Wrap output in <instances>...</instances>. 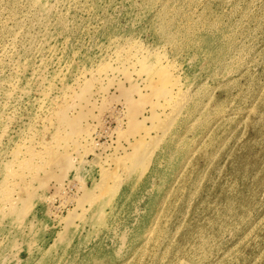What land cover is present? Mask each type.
<instances>
[{"label":"rangeland","instance_id":"rangeland-1","mask_svg":"<svg viewBox=\"0 0 264 264\" xmlns=\"http://www.w3.org/2000/svg\"><path fill=\"white\" fill-rule=\"evenodd\" d=\"M133 52L161 55L201 100L143 170L131 144L162 135L169 109ZM50 141L69 163L24 158ZM0 154V183L23 193L21 222L0 215V264H264V0H0ZM102 168L121 184L93 207Z\"/></svg>","mask_w":264,"mask_h":264},{"label":"bare ground","instance_id":"bare-ground-1","mask_svg":"<svg viewBox=\"0 0 264 264\" xmlns=\"http://www.w3.org/2000/svg\"><path fill=\"white\" fill-rule=\"evenodd\" d=\"M228 44V43H227ZM231 47V45L230 46H228L227 47V50L229 49ZM133 49V48H132ZM138 51L140 50V48H136ZM134 50V49H133ZM226 50V51H227ZM144 51V50H143ZM225 51V49L223 48V51L221 52V54H219L220 56H219V62L220 63H222L223 62V59H225L224 58V52H226ZM122 52V51H121ZM146 52V51H145ZM152 52V51H151ZM117 53V52H116ZM120 53V52H119ZM118 53V54H119ZM125 53V52H124ZM127 53H129L128 51L126 52V54ZM135 52H133L132 53V55H135V57H134V59H132L133 61H131V63H132V65H131V63H130V65H128V66H134V68H136V66L138 65L139 67H137L139 70H141L142 72H144L145 74H146V77L147 78H145V79H147V84L146 85H148V88L150 87V89H151V94L153 95V96H157V101H158V99L160 100V98H164V102H160V106H162V107H165V108H168L169 110H165V108H164V112H165V118L164 119H162L160 122H159V127L158 128H160L162 131H163V133H162V135H160V134H158L157 135V137L155 138V136H152L150 139H149V141H147V139H146V136L144 137V136H142V137H140V138H136L134 141L135 142H133L132 143V141L130 142V144L132 145V147L134 148L135 147V149H137V150H133L134 152L133 153H131L129 156H127L126 158H127V160L129 161V160H133L134 161V163H135V166L137 167V165H138V167H140L139 169H142L141 167H143L144 166V164L152 157V155L155 153V151L156 150H158L157 148H159V146H162L164 149H166V150H168V154H170L171 153V151L176 147V139L178 138V135H179V129L177 130V126H176V124H178V120L180 121V117H182V114H184V112H185V109H188L187 110V112L189 111V113H192V111H195L196 109H198V107L200 106V102H201V100H200V98H198V100L197 101H195L194 102V104L193 105H190L191 103H189L190 101H191V99H193V93L192 94H190L189 92H191V91H189L188 92V90H185L184 89V87H183V84H182V82L179 80V75L178 76H176L175 74H174V72H173V70L171 69L172 68V66L170 67V66H168L167 65V63L165 64L164 62H163V60H162V56L161 55H155V56H153V55H151V54H147V53H143L142 52V54L141 55H136V54H134ZM136 53H137V51H136ZM141 53V52H140ZM123 54L124 56L122 57V56H120L121 58H123L124 60L122 61V62H126V61H130V59H131V57L129 56V55H131L130 53H129V55L127 54ZM138 54V53H137ZM126 56H128V57H126ZM124 57H126V61H125V58ZM119 58V57H118ZM130 58V59H129ZM119 60V59H118ZM109 63V62H108ZM121 65V64H120ZM123 65V64H122ZM171 65V64H170ZM124 66H125V63H124ZM107 67H108V65H107ZM111 68V67H110ZM182 68V67H181ZM105 69H106V67H105ZM108 69V68H107ZM113 69H115V67L113 68ZM118 69V68H117ZM99 70V69H98ZM127 70H128V68H127ZM138 70V71H139ZM140 71V72H141ZM137 72V71H136ZM127 73H128V71H127ZM139 73V72H138ZM131 74H133V70H132V73ZM129 76H130V74H128ZM84 76V75H83ZM86 76V75H85ZM127 76V75H126ZM129 76H128V78H129ZM91 77H89V79H90ZM96 78V77H95ZM129 79H131V78H129ZM87 80V79H86ZM91 80V79H90ZM94 80V79H93ZM97 80H98V77H97ZM142 81V80H141ZM86 83V82H85ZM87 83H88V80H87ZM93 83V82H92ZM193 84V83H192ZM52 85V84H51ZM78 85V84H77ZM51 87V86H50ZM86 87H88L87 85H86ZM86 87H85V89H86ZM90 87V86H89ZM69 88V87H68ZM91 88V87H90ZM89 88V89H90ZM142 88V87H141ZM204 88V87H203ZM191 89V88H190ZM196 89V88H195ZM197 89H202V88H197ZM193 90V89H192ZM206 90H208V88L206 89ZM85 91H87V90H85ZM90 91V90H89ZM199 90H197V92H198ZM208 91H210V90H208ZM49 92V91H48ZM195 92V91H194ZM67 93V92H66ZM150 93H149V95H150ZM201 93H202V91H201ZM83 94V93H82ZM195 94V93H194ZM47 95V94H46ZM73 95V94H72ZM152 97V96H151ZM150 96H149V98H151ZM44 98V97H43ZM71 98V97H70ZM129 99V98H128ZM153 99H155V98H153ZM68 101V100H67ZM127 101V100H126ZM44 102V101H43ZM154 102V101H153ZM192 102V101H191ZM152 104H154V103H152ZM207 104V103H206ZM60 105V104H59ZM155 106V105H154ZM159 106V107H160ZM202 106V105H201ZM158 107V106H157ZM162 107H161V109H162ZM202 107H205L206 109H207V107L204 105V106H202ZM75 109V108H74ZM204 109V108H203ZM203 109H201V110H203ZM67 110V109H66ZM68 111V110H67ZM77 111H81V110H77ZM124 111V110H123ZM133 111V110H132ZM187 112H185L186 113V115H185V117L187 116ZM203 112V111H202ZM82 113V112H81ZM80 113V114H81ZM158 113V112H157ZM195 113H197V112H195ZM79 114V115H80ZM131 114H132V112H131ZM60 115V114H59ZM155 115V114H154ZM132 116V115H131ZM198 116V115H197ZM197 116H196V118H197ZM125 117V116H124ZM145 117V116H144ZM191 117H193V116H191ZM52 118V117H51ZM62 119V120H64V121H69V123L71 122H77L78 124H79V119H77L78 118V116H77V118H75V120L73 119V121L70 119V118H68V116L65 114V112H61V117H59V119ZM129 118H130V116H129ZM132 118H133V116H132ZM159 118V117H158ZM183 118V117H182ZM77 119V120H76ZM185 119V118H184ZM187 119V118H186ZM199 119H200V117H199ZM133 120V119H132ZM140 120V119H139ZM182 120V119H181ZM195 120H198V119H195ZM124 121V120H123ZM136 121V120H135ZM134 121V122H135ZM143 120H141V122H142ZM145 121V120H144ZM190 120H188V122H189ZM51 122V121H50ZM75 122V123H76ZM134 122H132V126L134 125ZM137 122L138 121H136L135 122V125L136 126H134V129L136 128V129H138V127L137 126H139L140 127V124L138 125L137 124ZM198 122H199V120H198ZM52 123V122H51ZM66 122H63V124H65ZM70 123V124H71ZM144 123V122H143ZM179 123H185V121H180ZM190 123H192V125H193V122H190ZM196 123V122H195ZM62 124V123H61ZM62 124V125H63ZM146 124V123H145ZM183 124H182V126H183ZM187 124V123H186ZM77 125V124H76ZM142 125V124H141ZM190 125L191 124H189V126H186L187 128L188 127H190ZM191 125V126H192ZM51 126V125H50ZM67 126H69L68 124H67ZM73 126H75V125H73ZM156 126H157V124H156ZM185 126V125H184ZM76 127V126H75ZM79 127V126H78ZM120 127H122V125L120 126ZM146 127H147V125H146ZM34 128V127H33ZM59 128V127H58ZM64 128H66V127H64ZM193 128H194V125H193ZM6 129V128H5ZM61 129V128H60ZM76 129V128H75ZM160 129H158V130H160ZM183 129H184V127H183ZM191 129V128H190ZM63 129H61V130H57L56 129V131H58V133H56V134H58V135H60V131H62ZM81 130V129H80ZM87 130V129H86ZM185 130H188V129H185ZM71 131V130H70ZM180 131H182V130H180ZM82 132V131H81ZM187 132V131H186ZM86 133L88 134V135H90L91 133H90V130H88V131H86ZM90 133V134H89ZM137 133V132H136ZM139 133V132H138ZM151 133V132H150ZM182 133V132H181ZM62 134V133H61ZM133 134V133H132ZM157 134V133H156ZM39 135V134H38ZM146 135V134H145ZM181 135V134H180ZM184 135V134H183ZM2 136V135H1ZM56 136V135H55ZM55 136L53 135L52 137H54L55 138ZM78 136V135H77ZM79 136H80V134H79ZM83 136V135H82ZM85 136H87V135H85ZM85 136H84V139H85ZM150 136V135H149ZM36 137V136H35ZM45 137V136H44ZM89 137V136H88ZM87 137V138H88ZM181 137H183V136H181ZM40 138V137H39ZM83 138V137H82ZM86 138V139H87ZM94 138V137H93ZM45 139V138H44ZM56 139H58V140H56ZM56 139H53V140H56V143L57 142H59V141H61V140H59V139H61V136H59V137H56ZM66 139V138H65ZM65 139H64V141H65ZM31 140V139H30ZM35 141V140H34ZM62 141H63V139H62ZM94 141V140H93ZM182 141H183V139H182ZM181 141V142H182ZM31 142V141H30ZM40 142V141H39ZM43 142V141H42ZM41 142V144H43ZM47 142V141H46ZM45 142V145H44V148H43V150H39V153H35V152H32V157L30 156V157H24V158H26V159H30V158H32L33 159V157L35 158V155L33 156V154H39L38 156H47L49 159H50V161H58V160H64V161H66V162H68L69 163V157L67 156V154L65 155V153H60L59 151L60 150H58L57 148L59 147V149H60V142L59 143H57L58 144V147H55V146H53V145H56V143L55 144H52V141H50V143L52 144H47ZM62 143V142H61ZM94 143V142H93ZM63 144V143H62ZM61 144V146L63 147V145ZM129 144V145H130ZM30 146H32V147H34L33 145H31V144H29ZM67 145V144H66ZM20 148H22L21 146H25V145H18ZM30 146H27L26 145V149H28ZM36 146V145H35ZM57 146V145H56ZM28 147V148H27ZM43 147V146H42ZM128 147V146H127ZM161 147V148H162ZM178 147H179V145H178ZM36 148V147H35ZM123 148H124V146H123ZM177 148V147H176ZM18 149L19 148H17V159H19L18 158V154L20 155V152L22 151H18ZM23 149V148H22ZM26 149H25V151H26ZM30 149V148H29ZM34 151H35V149L34 148H32ZM32 149H30L31 151H33ZM63 149H66V148H63ZM63 149H62V151H63ZM89 149V148H88ZM92 149V148H91ZM29 150V151H30ZM37 150V149H36ZM69 150V149H68ZM176 150V149H175ZM28 150L26 151V152H29ZM61 151V152H62ZM66 151V150H65ZM64 151V152H65ZM182 151V150H181ZM72 152V151H71ZM126 152V151H125ZM14 153H16V151H14ZM13 153V154H14ZM23 153V152H22ZM30 154H31V152H29ZM2 154H4V153H2ZM24 154H26V153H24ZM64 154V155H63ZM109 154V153H108ZM1 155V154H0ZM5 155V154H4ZM112 155V154H111ZM7 156V155H6ZM13 156H15V154L13 155ZM12 156V157H13ZM24 156V155H23ZM117 156V155H116ZM154 156V155H153ZM0 157H2V155L0 156ZM4 157V156H3ZM112 157V156H111ZM188 157V156H187ZM5 158V157H4ZM8 158V157H7ZM15 158V157H14ZM40 158V157H39ZM42 158H44V157H41V160H42ZM101 158V157H100ZM109 158V157H108ZM114 158V157H113ZM136 158H137V160H136ZM25 159V161H27ZM28 160L29 162H30V164H32V162L31 161H33V160H35V159H33V160ZM38 159V158H37ZM49 159H47L46 158V160H49ZM115 159V158H114ZM125 159V158H124ZM153 159V158H152ZM2 160V159H1ZM11 160V159H10ZM8 161V166H9V164L11 165L12 163V161ZM16 160V159H15ZM15 160H13L14 161V163L15 164H18V163H16V161ZM20 160H24V159H20ZM119 160V159H118ZM126 160V161H127ZM5 161V160H4ZM6 161V162H7ZM24 161V162H25ZM28 161H27V163H28ZM106 161V160H105ZM136 161H137V163H136ZM188 161V160H187ZM10 162V163H9ZM20 162H22V161H20ZM20 162H19V164H20ZM36 162H38L37 160H36ZM40 162V161H39ZM47 162V161H46ZM23 163V162H22ZM22 163L20 164V165H22ZM133 163V164H134ZM6 164V163H5ZM18 164V166H20ZM24 164V163H23ZM41 164V163H40ZM40 164L38 165V164H35V165H37L36 167L38 168V166H40ZM118 164V163H117ZM137 164V165H136ZM147 164V163H146ZM34 165V164H33ZM33 165H32V167H33ZM47 165H48V163H47ZM46 165V166H47ZM102 165V164H101ZM116 165V164H115ZM124 166V162L123 161H120V165L119 166ZM7 165H6V167H8ZM17 166V167H18ZM24 166V168H25V165H23ZM23 166L21 167V169L23 168ZM27 166V165H26ZM117 166V165H116ZM134 165L131 167V168H129V170H125V168H124V170L127 172V175H129L128 177H130V174H132V172L135 170V167ZM10 167H14L13 166V164H12V166H10ZM31 167V166H30ZM36 167H34L35 169H36ZM137 167V168H138ZM23 168V169H24ZM29 168V167H28ZM50 169H51V167H49ZM53 168V167H52ZM117 168H118V166H117ZM144 168H146V167H143V169ZM39 169V168H38ZM49 169V170H50ZM142 169V170H143ZM7 170V169H6ZM24 170H26V169H24ZM102 170L104 171H107L106 170V168L104 169V168H102ZM115 170H117L116 168H115ZM138 170V169H137ZM146 170V169H145ZM30 171V170H29ZM29 171L28 172H26V175L29 173ZM32 171V170H31ZM38 171V170H37ZM42 171V170H41ZM104 171V172H105ZM108 171H111V172H108ZM107 172H105V174H102V172H101V174L102 175H104V180H108V181H104V185H102V182L100 183L102 186H100V188L102 189L101 190V194H102V196H101V194L100 195H93V194H91L90 195V193L88 194V196H90V197H87V198H89V200H90V205L91 206H93L94 204H99V202H98V200L99 199H103L102 201L103 202H107V201H109V200H111V198L113 197V195L114 194H116L118 191V187H120V185L119 184H121V182H119L118 180L120 179V177H119V174H117L116 172L115 173H113L112 172V170H108ZM114 171V170H113ZM7 172V171H6ZM23 172V170L21 171V173ZM39 172V171H38ZM103 172V173H104ZM118 172V171H117ZM137 172V171H136ZM8 173H9V175H13V173H15L14 175H13V177H15V175H16V172H15V169H12V168H9L8 169ZM7 173V174H8ZM23 173H25V171L23 172ZM49 173H50V171H49ZM129 173V174H128ZM6 174V175H7ZM32 174H34V173H32ZM32 174H30V175H32ZM144 174V173H143ZM142 174V175H143ZM5 175V174H4ZM39 175V174H38ZM122 175V174H121ZM140 175V174H139ZM22 176H25V175H22ZM22 176H20V177H22ZM32 176H34V175H32ZM35 176H37V173H35ZM40 176V175H39ZM6 178L4 179V181H3V183H0V202H2V204L0 205V215H2V217H7V218H14L15 220H18V221H20V220H22V218H23V215H22V218H21V211H22V208H23V204H22V194L23 193H21V195H18L20 192H22V191H20L19 189V191L18 190H16V180L14 181V180H12L11 179V177L10 176H5ZM45 177V176H44ZM103 177V176H102ZM139 177V176H138ZM24 178H26V176L24 177ZM38 178V177H37ZM43 178V177H42ZM59 178V177H58ZM109 178H113L114 180L116 179L118 182H119V184H117L116 182H115V184H117V186H110L109 185ZM122 178H123V176H122ZM126 178V177H125ZM131 178V177H130ZM22 179V178H21ZM100 179H103V178H100ZM3 180V179H2ZM2 180H1V182H2ZM27 180V179H26ZM115 180V181H116ZM22 180H20V182H21ZM111 181V180H110ZM121 181V180H120ZM123 181H125V180H123ZM19 182V183H20ZM42 182V181H41ZM114 182V181H113ZM43 183V182H42ZM98 183V182H97ZM111 183V182H110ZM99 185V184H98ZM23 186V185H22ZM30 186V185H29ZM96 186H97V184H96ZM99 187V186H98ZM25 188H26V186H25ZM30 188V187H29ZM117 189V190H116ZM23 190V189H22ZM27 190V189H26ZM26 190H25V193H27L26 192ZM29 190V189H28ZM15 191L17 192H19L18 194L17 193H15ZM95 190H93V192H94ZM115 191H116V193H115ZM29 192H32V191H29ZM110 193H112V196L110 195ZM117 195V194H116ZM87 196V195H86ZM96 196V197H95ZM98 196H101L100 198H98ZM69 199V198H68ZM75 199V198H74ZM28 201L30 200V199H27ZM72 200V199H71ZM28 203H30V201L28 202ZM65 203V202H64ZM105 204V203H104ZM64 206V205H63ZM90 207V206H89ZM94 207V206H93ZM101 207L103 208V206L101 205ZM105 208V207H104ZM103 208V209H104ZM84 210H86V209H84ZM99 210V209H98ZM97 210V215H96V217L98 218V219H100V217H101V219H102V215L99 213V211ZM101 211L100 212H102V209H100ZM26 212V211H25ZM83 212V211H82ZM25 214V213H24ZM72 214V213H71ZM70 214V215H71ZM106 214V213H105ZM69 215V214H68ZM80 215V214H79ZM95 215V214H94ZM93 215V216H94ZM25 216H26V214H25ZM85 216V215H84ZM83 216V217H84ZM104 216V215H103ZM13 219V220H14ZM70 219V218H69ZM101 219H100V221H101ZM3 220H5V218L3 219ZM12 220V219H11ZM68 220V219H67ZM3 222V221H2ZM21 222V221H20ZM12 223V222H11ZM69 223V222H68ZM1 225V224H0ZM68 225V224H67ZM22 231V230H21ZM12 234V233H11ZM61 235V234H60ZM61 241H62V239H61ZM15 242V241H14Z\"/></svg>","mask_w":264,"mask_h":264}]
</instances>
